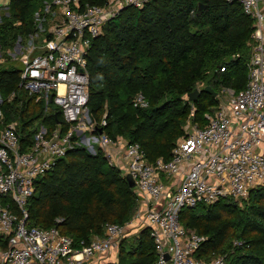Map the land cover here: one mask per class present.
Wrapping results in <instances>:
<instances>
[{"label": "trees", "instance_id": "obj_1", "mask_svg": "<svg viewBox=\"0 0 264 264\" xmlns=\"http://www.w3.org/2000/svg\"><path fill=\"white\" fill-rule=\"evenodd\" d=\"M42 1L8 0L7 14L0 18L1 49L11 46L17 34L25 36L33 29V14ZM79 1L101 4L105 0ZM251 28L252 19L238 0H145L140 7L124 6L102 24L86 52L85 105L97 123L92 133L99 127L112 139L135 140L148 161L167 159L174 141L184 133L185 121L200 124L203 112L213 108L216 100L202 89L204 85L214 91L221 84L235 89L244 85ZM18 69L0 62V108L5 120H17L24 148L38 122L51 127L58 121L62 128L65 122L57 108L47 106L44 111V105L34 102L38 104L27 109L34 95L17 87ZM198 82L202 83L198 94L190 100L186 94ZM137 90L147 100L145 107L131 105ZM11 91L15 95L6 100ZM101 119L104 124L99 126ZM136 199L133 186L99 148L90 153L76 142L34 179L25 203L26 224L54 225L78 246L80 240L101 235L105 222L129 220ZM247 199L241 205L219 198L181 208L180 222L206 236L200 254L222 253L224 264H264V187L250 189ZM0 202L17 211L7 195H0ZM136 235L129 248L120 246L119 264L153 263L147 229L141 228ZM234 239L240 242L233 244Z\"/></svg>", "mask_w": 264, "mask_h": 264}, {"label": "built area", "instance_id": "obj_2", "mask_svg": "<svg viewBox=\"0 0 264 264\" xmlns=\"http://www.w3.org/2000/svg\"><path fill=\"white\" fill-rule=\"evenodd\" d=\"M144 1L43 0L33 14V29L25 36L17 34L11 48L0 47V62L18 59L21 64L19 90L39 97L45 107L57 108L65 122L64 128L58 121L51 127L38 122L30 143L21 148L17 120H5L0 108V195H7L17 206L14 212L0 202V264H119L118 245L128 225L147 229L153 244L152 264H224L222 253H199L206 236L184 226L179 211L219 198L243 200L250 189L264 187V0H238L252 19L244 85L224 87L225 102L203 112L202 123L194 122L178 136L167 159L148 161L135 140H126L122 149H116L115 139L102 129L91 135L106 161L134 180L137 206L129 220L105 222L101 235L80 240L78 246L54 225L26 224L25 203L34 179L65 153L75 130L82 142L84 131L92 133L97 126L85 105L91 38L121 8L140 7ZM7 3L0 0L5 8L0 18L7 14ZM14 95L11 91L7 99ZM130 102L134 107L147 105L140 90ZM192 112L193 106L189 115ZM102 124L103 119L98 122Z\"/></svg>", "mask_w": 264, "mask_h": 264}, {"label": "rangeland", "instance_id": "obj_3", "mask_svg": "<svg viewBox=\"0 0 264 264\" xmlns=\"http://www.w3.org/2000/svg\"><path fill=\"white\" fill-rule=\"evenodd\" d=\"M3 10H5V8H2V7H0V11H3ZM18 33H21L20 31L18 32ZM9 48H11V46H8ZM5 64H12L13 66H21V64H20V62L18 61V59H15V60H6L5 62H4ZM3 64V63H2ZM201 84L202 83H199L198 82V84H197V88L199 89L200 88V86H201ZM227 85H225V84H221V85H218L217 86V88H216V90H215V94L214 95H212L214 98H215V100H216V102H215V104H214V106L213 107H215V106H217V104L218 103H222L223 101L225 102V98H226V92H225V89H224V87H226ZM222 88H223V90H222ZM221 90V92L219 93V91ZM0 97L2 98L3 96H2V94H1V91H0ZM8 99H10V98H8ZM34 102H39L40 104L39 105H44L43 104V102L41 101V99L39 98V97H35L34 96V99L33 100H31L28 104H27V109L29 108H31V106L32 105H34V104H38V103H34ZM18 106H19V104H18ZM191 106V105H190ZM47 109H49V108H47V107H44V111L45 110H47ZM34 124H35V121H34ZM193 124H194V122L193 121H191L190 119H188V120H186L185 121V123L183 124V131L184 132H187V131H189L190 129H191V127L193 126ZM78 132H79V130H75V134L73 135V139H71V142H70V146L69 147H71V145L72 144H75L76 142H79L80 144H82L83 146H84V148L88 151V152H90V153H93V151H92V147L95 149V148H97V146H96V144H95V141L93 140V136L91 137V135H93V133H89L87 130L86 131H84V133H83V135H81L82 136V139L83 140H81L82 142H80L79 140H78V136H77V134H78ZM88 136H90V140H88L89 141V145L91 144V146H89L87 143H86V137H88ZM89 138V137H88ZM247 202L248 201V199L246 198V199H243V200H236V202L238 203V204H243L244 202ZM136 233H131V234H128V235H126L124 238H122L121 240H120V243H119V245H118V250H119V248H120V246L122 247V248H124V249H127V248H129L130 246H131V244L133 243V241L135 240V238L137 237V235H135ZM117 254H118V252H117ZM123 259H121L120 260V263H123Z\"/></svg>", "mask_w": 264, "mask_h": 264}, {"label": "water", "instance_id": "obj_4", "mask_svg": "<svg viewBox=\"0 0 264 264\" xmlns=\"http://www.w3.org/2000/svg\"><path fill=\"white\" fill-rule=\"evenodd\" d=\"M201 7V4L198 5V8ZM203 90H206L208 92H211L212 95L215 94V91L209 86V85H204ZM198 88H193L190 92H188L186 95H187V98H189L190 100L196 98L197 94H198ZM101 128H97V131L100 132ZM124 176L126 178V181H127V184L129 186H134V180L132 179V177L130 176V174L128 172L124 173Z\"/></svg>", "mask_w": 264, "mask_h": 264}, {"label": "crops", "instance_id": "obj_5", "mask_svg": "<svg viewBox=\"0 0 264 264\" xmlns=\"http://www.w3.org/2000/svg\"><path fill=\"white\" fill-rule=\"evenodd\" d=\"M20 97H21V99H23L24 95L21 94ZM5 99L8 100L7 96L5 97ZM81 139H82V137H81ZM114 139H115V147H116V149H122V147L124 146V143L126 142V139L124 137H122V136H117ZM78 140H79V138H78ZM130 226H132V225H128L127 228H126L127 229L126 235L131 234V233H133V234L136 233L137 234L138 231L140 230V229L139 230H135L136 227L133 228V227H130Z\"/></svg>", "mask_w": 264, "mask_h": 264}]
</instances>
